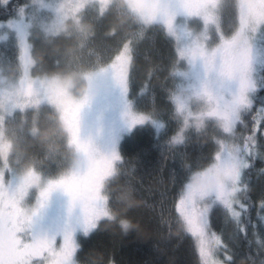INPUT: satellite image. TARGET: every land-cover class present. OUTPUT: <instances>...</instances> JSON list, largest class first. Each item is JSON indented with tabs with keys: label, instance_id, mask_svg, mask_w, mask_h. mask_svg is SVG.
<instances>
[{
	"label": "snow or ice",
	"instance_id": "obj_1",
	"mask_svg": "<svg viewBox=\"0 0 264 264\" xmlns=\"http://www.w3.org/2000/svg\"><path fill=\"white\" fill-rule=\"evenodd\" d=\"M9 5L0 0V49H14L15 60L0 62L21 71L16 91L0 84V121L25 107L20 90L55 104L48 84L31 78L34 50L49 66L55 61L42 38H58L68 19L90 8L96 21L113 11L109 0ZM127 7L136 23L105 46L103 66L86 77L89 92L73 107L76 162L48 159L17 175L0 161V264L90 257L117 264L118 246L161 235L133 227L130 217L143 208L156 211L168 237L175 230L188 238L195 264H264V0H127ZM95 78L103 89L92 88ZM138 131L155 143L129 158L123 142ZM101 234L112 248L95 246Z\"/></svg>",
	"mask_w": 264,
	"mask_h": 264
},
{
	"label": "clouds",
	"instance_id": "obj_2",
	"mask_svg": "<svg viewBox=\"0 0 264 264\" xmlns=\"http://www.w3.org/2000/svg\"><path fill=\"white\" fill-rule=\"evenodd\" d=\"M109 3L113 5V11L106 17L103 35L122 42L129 32V25L136 23V17L130 14L127 0H109ZM94 30H97L94 17H84L65 25L58 38H42L48 55L55 57V61L49 66L44 52L34 50L29 65L32 75L46 84L52 80L68 78L76 92L82 91L85 87L84 77L88 71L99 70L105 59L102 53L95 50ZM37 38L41 39L39 36ZM97 55L101 57L99 62H96ZM20 71L19 66L14 63L0 62V84L11 88ZM50 135V131L34 129L32 140L22 143L20 147L28 151L34 146H47ZM72 163H75V160ZM94 261L95 264H106L95 257L87 258L85 264H93Z\"/></svg>",
	"mask_w": 264,
	"mask_h": 264
},
{
	"label": "rangeland",
	"instance_id": "obj_3",
	"mask_svg": "<svg viewBox=\"0 0 264 264\" xmlns=\"http://www.w3.org/2000/svg\"><path fill=\"white\" fill-rule=\"evenodd\" d=\"M48 2L52 3L54 0H48ZM88 10L93 11L91 8ZM35 11L30 8L27 15L34 18ZM73 21V19H68L66 25ZM3 35L5 33L0 32V36ZM4 43L5 41H0V45ZM31 78L36 79L34 75ZM47 84L48 93L54 97L55 104L38 103L34 94L20 90V102L25 107L17 108L14 113L9 114L5 121H0V161L7 160L14 165L17 175L26 174L33 165L39 166L48 159L53 162L67 159L70 164L74 159L76 162L77 159L73 154L74 150L69 147L71 128L67 124V116L73 113L75 105L71 104V98L80 97V93L71 86L68 78L52 80ZM8 90L16 91L17 89L9 88ZM34 129L51 132L47 141L48 155L43 162L32 161L26 155V151L20 147L22 143L32 139Z\"/></svg>",
	"mask_w": 264,
	"mask_h": 264
},
{
	"label": "trees",
	"instance_id": "obj_4",
	"mask_svg": "<svg viewBox=\"0 0 264 264\" xmlns=\"http://www.w3.org/2000/svg\"><path fill=\"white\" fill-rule=\"evenodd\" d=\"M16 3L24 4L25 0H10L9 6L11 7ZM84 17H95V12L87 10ZM106 23V18L96 21L97 34L95 40V50L98 53H102L104 57L107 55L105 46L116 43L114 39L105 37L103 35ZM0 55L9 57L13 62L15 60L14 49L7 52H4L3 49H0ZM100 59V55H97L96 62ZM151 135L152 133L150 131H138L132 138L125 139L123 142V154L131 158L135 156L141 148H150L151 144L155 143V141L151 139ZM48 151V146H34L26 151V155L30 157L32 161L43 162L47 157L46 155H48ZM156 155L157 151H153V157ZM141 160H143L142 153ZM137 167L140 175L143 177V182L147 183V181L151 178L147 173V170L142 169L139 164ZM175 191L176 188H173L169 195ZM149 202L154 204L156 202V198H151ZM161 208L163 209L164 206L162 205ZM130 219L132 221L133 227H136L137 224H140L146 229L147 232H159L161 235L159 238H154L152 240L135 241V243L127 246H118V248L115 249V255L113 257L117 264H168L169 258L171 257H175V264H195V258L191 255L189 250L190 241L188 238L181 240L175 230L173 231L172 236L168 237L166 234V229L160 228L159 226V217L157 216L155 210H150L147 208L139 209L132 214ZM217 228H219V225H217ZM134 239L135 237H133V240ZM94 244L96 247L101 249L113 247L110 244V238L105 234L97 236L94 240ZM154 244L158 245V248H154ZM177 245L178 247H176Z\"/></svg>",
	"mask_w": 264,
	"mask_h": 264
},
{
	"label": "flooded vegetation",
	"instance_id": "obj_5",
	"mask_svg": "<svg viewBox=\"0 0 264 264\" xmlns=\"http://www.w3.org/2000/svg\"><path fill=\"white\" fill-rule=\"evenodd\" d=\"M92 73H94V71H88L87 75L85 76V78H84L85 87H84V89L82 91L79 92L80 93V97H82L85 94H88V92H89V83H88V79L86 77L88 75L92 74ZM104 84H105V82H104L103 79L95 78L94 81H93V84H92V88L93 89H103ZM80 97H78L76 99L75 98H73V99L71 98V100H70V101H72L71 104H75ZM102 103H103V98H102V93H101V96L97 97L96 105L100 106ZM72 122H73V113H71L70 115L67 116V124H68V126H70V128L72 126ZM85 130L87 131V125H85ZM107 138H108V129L106 128L105 129V134H104V139L106 140ZM100 146L103 147V143L102 142H101Z\"/></svg>",
	"mask_w": 264,
	"mask_h": 264
}]
</instances>
